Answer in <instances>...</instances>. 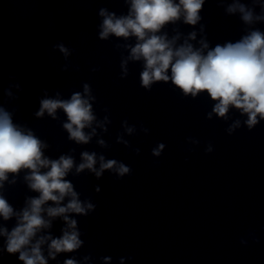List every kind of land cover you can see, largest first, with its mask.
Instances as JSON below:
<instances>
[{
	"label": "clouds",
	"instance_id": "9594fccd",
	"mask_svg": "<svg viewBox=\"0 0 264 264\" xmlns=\"http://www.w3.org/2000/svg\"><path fill=\"white\" fill-rule=\"evenodd\" d=\"M206 0H123L127 6L126 14H117L108 8H100L98 15L101 22L98 27V38L108 41L115 37L121 43L114 44L120 55L119 79H126L130 74L129 65L139 63V84L150 92L157 83H170L179 90L184 98L193 100L203 94L212 102L206 119L213 117L231 123L225 129L232 135L241 127L253 130L264 121V30L257 25L264 24V0H231L225 8L228 16L238 15L245 26L243 35L235 41L217 43L210 47L206 38L199 41V47L189 41H195L197 32L188 33L183 43L177 44L180 34L177 32L169 39L167 32H162L168 24H175L181 18L184 24L196 26L202 19L200 13ZM224 0H220L223 4ZM259 9V11H257ZM203 31V26H201ZM134 38L135 42L131 43ZM67 58L71 55L69 48L63 43L54 45ZM66 70V69H65ZM93 73L99 67L91 69ZM14 77H10V80ZM11 87L19 88V84L9 85L6 95L11 97ZM97 97L90 83L84 82L81 90H73L67 98L59 91L54 96H45L39 101V110L34 113L37 118L45 114L52 120H60L62 111L65 119L61 121L63 131L70 142L80 146L88 145L94 137L108 133L112 124L109 109L104 108L103 118L98 117L94 105ZM235 110L240 117L232 119L230 113ZM13 111L0 104V189L8 181L9 174L15 176L27 170L24 180L38 196L27 197L25 206L16 211L8 200L0 193V217L8 221L15 217L16 224L9 231L0 226V236L5 237V250L10 254L18 253L23 264H48V258L56 259L58 253H73L79 250L84 241L78 221L71 214L87 217L96 210L97 205L91 198H80L75 185L67 179L69 174L79 176L85 172L101 179L105 172L114 175L118 180L132 174V168L123 161L107 158L104 152L84 150L80 152L77 162L72 148L69 152L53 159L45 155L50 147L27 124L14 121ZM100 130L98 133L97 130ZM122 131L116 135V143L124 145L136 155L139 148H133L125 136L137 135V125L121 121ZM139 131L145 135L150 129L141 123ZM189 141L199 144L198 140ZM96 144L102 149L111 145L99 138ZM166 145L158 143L151 149L153 157H160ZM211 143L205 148L206 153L212 151ZM46 170V171H45ZM95 192L101 188L95 186ZM52 204L44 207L47 202ZM48 217L45 218V214ZM61 218L64 227L62 234L54 238L51 234L37 237L43 229L52 227V220ZM252 243L258 244L255 232L249 233ZM35 239V242H33ZM48 243V255L45 257L42 245ZM240 243L247 246L248 240L241 238ZM90 255L83 257L84 261ZM103 264H109L111 257H102ZM131 259V257H129ZM63 264H80L75 257L66 259ZM119 264H124V258Z\"/></svg>",
	"mask_w": 264,
	"mask_h": 264
}]
</instances>
